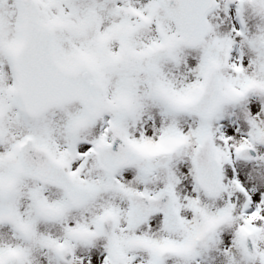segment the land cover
<instances>
[{"label":"snow or ice","instance_id":"1","mask_svg":"<svg viewBox=\"0 0 264 264\" xmlns=\"http://www.w3.org/2000/svg\"><path fill=\"white\" fill-rule=\"evenodd\" d=\"M0 264H264V0H0Z\"/></svg>","mask_w":264,"mask_h":264}]
</instances>
